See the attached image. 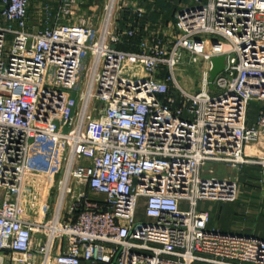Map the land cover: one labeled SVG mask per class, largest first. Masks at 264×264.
Wrapping results in <instances>:
<instances>
[{
	"label": "built area",
	"instance_id": "built-area-1",
	"mask_svg": "<svg viewBox=\"0 0 264 264\" xmlns=\"http://www.w3.org/2000/svg\"><path fill=\"white\" fill-rule=\"evenodd\" d=\"M187 1L163 36L131 0L99 30L62 22L79 0H36V23L0 0V264H264V240L199 209L237 200L217 166L264 184V0Z\"/></svg>",
	"mask_w": 264,
	"mask_h": 264
},
{
	"label": "rangeland",
	"instance_id": "rangeland-1",
	"mask_svg": "<svg viewBox=\"0 0 264 264\" xmlns=\"http://www.w3.org/2000/svg\"><path fill=\"white\" fill-rule=\"evenodd\" d=\"M34 1V0H33ZM108 0H79V7L76 15L72 19H64L62 22H67L68 24H77L78 20L90 19L94 27L99 30L104 18V7ZM135 2H144L146 8H150L152 5L159 7L163 10V4L168 2H176L175 0H131ZM36 4V0L34 1ZM175 7V6H173ZM36 10V9H35ZM156 10V9H155ZM176 10L172 13L167 12L163 16L165 21L171 22L174 20L176 15ZM34 9L30 11L33 16ZM35 19H37L35 11ZM122 18V15H121ZM159 16L150 17V19H145V21L154 25L156 23L152 21H157ZM51 19L47 21L44 26H51ZM174 76L177 83L190 91L191 93H196L200 90V70L194 65L189 63L188 57H184L182 62L174 71ZM257 105L251 103L249 106L248 120L249 123H253L257 115ZM215 169V177L222 178H236L238 183V197L234 203H219V202H207L201 205V208H205L208 211L211 219L212 225L216 230L222 233H228L230 228L232 229L234 225H239L242 230H247L255 234L264 235V184H260V176L255 169H247L239 173L230 172L223 166H217ZM30 187H28L29 190ZM143 218V210L140 209L137 214V220L141 221Z\"/></svg>",
	"mask_w": 264,
	"mask_h": 264
},
{
	"label": "crops",
	"instance_id": "crops-1",
	"mask_svg": "<svg viewBox=\"0 0 264 264\" xmlns=\"http://www.w3.org/2000/svg\"><path fill=\"white\" fill-rule=\"evenodd\" d=\"M34 1H33L32 5H31V7L29 9V13H30V11L32 10V7H33V9H34L33 16L30 13V17L32 18L31 20L33 21V23H36V19H35L34 14H35V11L37 12V10H35L37 8V5H36L37 3L34 4ZM148 1L151 2L150 0H148ZM175 1L176 2H168L167 4H163V6H164L163 10H160L159 7H155L153 5L150 8H146V5H144V2H140V1L139 2H135V4L145 10L146 14L144 16V19H150V17H152V16L153 17H157V16L160 17V18H158L157 21H152V22L156 23L154 25L156 27H158L160 29L161 34L163 36H165V35H167V34H169L171 32V27H172V25L174 23V20H172L171 22H167V21H165L164 19H161V18H163V16L165 14H167V12H171L172 13L174 10H176L175 12L177 13L180 9H182L183 7L189 5V1H187V0H175ZM173 6H175V7H173ZM124 18L125 19H127V18L131 19V15L125 14ZM122 26H123V24H122ZM137 40H138V38L136 40H134L133 43L135 44L137 42ZM120 49L121 50L123 49L124 51H135V48H133V47L132 48L120 47ZM247 169H255V170H257V173L259 175V169L257 167H249V166L243 167L240 172H242L244 170H247ZM222 177H224V176H222ZM202 204L203 203H200L199 209L207 211V210H205V208L204 209L201 208ZM209 227L211 229L214 228V225H212V223H211V219H210ZM231 227H233V228L232 229L230 228L229 232L236 231V232H239L242 235H251V236H254V237H257L259 239L264 240V235H262V234H258L257 235L255 233L250 232V231L242 230V228L239 227V225H237V226L234 225V226H231Z\"/></svg>",
	"mask_w": 264,
	"mask_h": 264
},
{
	"label": "water",
	"instance_id": "water-1",
	"mask_svg": "<svg viewBox=\"0 0 264 264\" xmlns=\"http://www.w3.org/2000/svg\"><path fill=\"white\" fill-rule=\"evenodd\" d=\"M226 68V57H216L211 59V69L209 71V88L212 89V82L215 77L222 73Z\"/></svg>",
	"mask_w": 264,
	"mask_h": 264
},
{
	"label": "trees",
	"instance_id": "trees-1",
	"mask_svg": "<svg viewBox=\"0 0 264 264\" xmlns=\"http://www.w3.org/2000/svg\"><path fill=\"white\" fill-rule=\"evenodd\" d=\"M123 50V49H122Z\"/></svg>",
	"mask_w": 264,
	"mask_h": 264
}]
</instances>
